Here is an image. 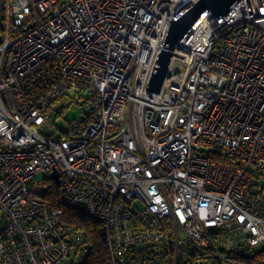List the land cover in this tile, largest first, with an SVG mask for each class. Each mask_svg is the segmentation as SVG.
<instances>
[{
	"label": "built area",
	"instance_id": "obj_1",
	"mask_svg": "<svg viewBox=\"0 0 264 264\" xmlns=\"http://www.w3.org/2000/svg\"><path fill=\"white\" fill-rule=\"evenodd\" d=\"M196 1H5L0 264H84L89 236L68 210L104 224L113 264L264 251V0L207 11L147 89L171 19ZM45 63L60 79L31 101L24 80ZM79 91L92 120L46 134L52 103ZM50 179L60 207L42 197Z\"/></svg>",
	"mask_w": 264,
	"mask_h": 264
},
{
	"label": "trees",
	"instance_id": "obj_2",
	"mask_svg": "<svg viewBox=\"0 0 264 264\" xmlns=\"http://www.w3.org/2000/svg\"><path fill=\"white\" fill-rule=\"evenodd\" d=\"M4 18L0 22V37L4 33ZM61 73L59 68L54 64L45 63L36 68L24 80L25 94L31 101H37L45 96L51 88H53L60 79ZM73 104L82 106L83 117L80 118L82 123H88L92 120L93 111L91 105V96L89 93L82 91L75 95L61 96L52 103V108L46 124V134H57L58 130H62V126L56 121L64 116L65 110ZM77 120V118L73 119ZM71 120V121H73ZM69 121V120H67ZM59 187L60 184L53 179L48 180L47 190L42 197L52 203L54 207H60L59 201ZM69 216L73 222L79 223L84 227L89 236L90 246L87 258L84 264H113L112 256L107 244V232L104 224L100 221L77 215L68 210ZM232 258L241 264H264V251H259L257 254L249 255L247 257L235 256Z\"/></svg>",
	"mask_w": 264,
	"mask_h": 264
},
{
	"label": "water",
	"instance_id": "obj_3",
	"mask_svg": "<svg viewBox=\"0 0 264 264\" xmlns=\"http://www.w3.org/2000/svg\"><path fill=\"white\" fill-rule=\"evenodd\" d=\"M239 0H197L191 2L186 8L171 19L162 51L158 54L147 89L159 92L168 74L174 48L179 39L183 38L191 27H195L204 14L209 11L213 14L225 15ZM55 180L59 181V172L54 173Z\"/></svg>",
	"mask_w": 264,
	"mask_h": 264
},
{
	"label": "rangeland",
	"instance_id": "obj_4",
	"mask_svg": "<svg viewBox=\"0 0 264 264\" xmlns=\"http://www.w3.org/2000/svg\"><path fill=\"white\" fill-rule=\"evenodd\" d=\"M5 1L6 0H0V22H3L4 18V6H5ZM82 106H79V104H73L69 108L65 110L64 116L61 117L58 122L62 127H65L67 124V120L71 121L75 118L80 119L83 117V112H82ZM91 108V105L89 106ZM51 111V110H50Z\"/></svg>",
	"mask_w": 264,
	"mask_h": 264
}]
</instances>
